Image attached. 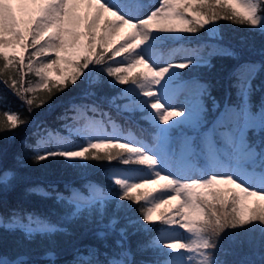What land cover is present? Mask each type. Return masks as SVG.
I'll return each mask as SVG.
<instances>
[{"label":"snow or ice","instance_id":"snow-or-ice-1","mask_svg":"<svg viewBox=\"0 0 264 264\" xmlns=\"http://www.w3.org/2000/svg\"><path fill=\"white\" fill-rule=\"evenodd\" d=\"M221 20L264 37V0H0V84L21 106L31 113L70 85L83 86L79 102L71 101L59 117L71 123L64 132L46 129L47 139L34 150L37 162L63 158L70 167L88 168L95 161L109 182L55 193L73 209L69 215L87 210L101 226L99 237H118L112 258L98 259V251L89 250L73 264H227L219 258L225 245L251 246L257 233L264 247V95L258 106L253 101L264 62L237 67L231 85L237 102L221 107L209 85L180 83L187 75L180 70L210 66L212 55L235 58L234 50L217 44L208 58L181 62L177 49L156 51L198 39L201 30L221 40ZM105 84L116 92L104 93ZM41 91L48 100L37 96ZM116 117L150 139L123 129ZM27 123L17 111L0 112V132L14 137ZM186 127L194 134L177 146L174 134ZM14 179L12 171L0 172L3 188ZM0 227L22 232L29 242L62 230L19 209L7 218L0 214ZM136 235L143 239L134 252L130 238Z\"/></svg>","mask_w":264,"mask_h":264},{"label":"trees","instance_id":"trees-1","mask_svg":"<svg viewBox=\"0 0 264 264\" xmlns=\"http://www.w3.org/2000/svg\"><path fill=\"white\" fill-rule=\"evenodd\" d=\"M219 24L221 40H216L205 30H201L197 34L198 39L171 42L167 47L156 51L167 54L169 48H174L184 51L186 57L208 58L209 53L215 51L214 45L217 44L234 50L237 53L235 58L227 55H212L210 66L200 65L180 70L187 74L180 83L187 81L190 84L192 81H199L209 85L212 96L223 107L226 102H237L235 89L231 87L235 79L233 73L237 67L245 62H264V37L251 31L249 26L223 20ZM124 31L127 33L129 30L124 29ZM27 79L34 83L38 82V78L33 74H29ZM254 84L261 87V91L253 98L258 106L260 97L264 95V69L257 73ZM82 92L83 86L70 85L64 92L56 93L51 100H48L47 94L41 91L37 96L48 100V103L29 113L26 106H21V100L0 84V112L11 109L28 120L26 125L15 130L14 137L10 132H0V172L10 170L15 173V179L11 181L9 187L0 186V214L7 218L14 210L19 209L46 218L62 229L51 235H37L29 242L22 232L0 227V259L6 261L23 259L27 264H73L78 257L87 259L89 250L98 251L97 258L101 260L112 258V254L117 251L115 243L117 236L109 234L107 239H102L97 235L101 226L94 223L87 210L71 216L69 213L73 209L58 202L55 196L56 192L67 196L71 189L84 191V186L89 181L107 186L109 182L104 178L97 162H89L92 167L80 168L70 167L63 158H51L42 162L34 159L37 141L47 139L46 129L64 132L62 126L70 121L61 120L59 117L65 113L71 101L79 102ZM103 92L114 94L116 90L105 84ZM49 104L53 107L49 108ZM207 104L211 108V101H207ZM209 118L211 119V116ZM116 121L123 129L128 130L132 127L137 135L150 139L148 132H141L140 128L130 125L120 117H116ZM140 125L143 128L148 127L143 121ZM193 134V130L182 128L176 131L174 138L175 141L183 140ZM255 137L256 142L259 143L258 128ZM35 188L50 192L52 195L42 196L30 191ZM142 239L140 235L130 238L134 252L136 243ZM225 249L226 254H221L219 258L226 260L227 264H240L245 259L255 260L256 264H260L261 256L264 255V247H261L259 242V233L256 234V241L251 246L226 244ZM49 253H52V256H49ZM135 259L139 260L141 256L136 254Z\"/></svg>","mask_w":264,"mask_h":264},{"label":"rangeland","instance_id":"rangeland-1","mask_svg":"<svg viewBox=\"0 0 264 264\" xmlns=\"http://www.w3.org/2000/svg\"><path fill=\"white\" fill-rule=\"evenodd\" d=\"M151 2L152 3H157V0H151ZM125 35H126L125 32H121L120 36L117 37V39L119 40V39H121ZM182 58H185V53L182 52L181 50H178V55L176 57V62H181ZM187 95H188L187 92L182 93L180 99L183 100L185 98V96H187ZM69 123H71V121ZM176 144H177V146H180L181 145V143H176ZM153 187H156V186L155 185L148 186V188H153Z\"/></svg>","mask_w":264,"mask_h":264}]
</instances>
